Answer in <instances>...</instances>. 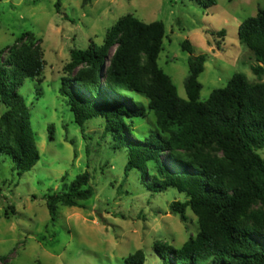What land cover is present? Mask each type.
<instances>
[{
  "label": "rangeland",
  "instance_id": "374dc122",
  "mask_svg": "<svg viewBox=\"0 0 264 264\" xmlns=\"http://www.w3.org/2000/svg\"><path fill=\"white\" fill-rule=\"evenodd\" d=\"M263 8L264 0H216L207 10L190 0H0V50L32 32L45 60L42 82L27 78L17 89L30 110L40 160L19 177L11 159L0 157V264H132L127 258L137 250L144 252V264H164L154 250L156 243L178 249L196 237L194 213L187 210L184 223L170 209L185 195L172 188L150 192L137 170L126 177L127 150L114 149L111 136L104 135L102 118L83 126L75 122L61 93L62 79L76 73L67 71L74 49L102 45L108 30L132 15L144 23L165 24L158 65L180 97L187 99L189 76L190 54L182 49L184 41L190 42L193 56L206 57L199 77L202 102L237 73L251 83H264V75L253 72L263 65L238 38L240 24ZM7 55L0 60L6 61ZM132 97L147 109L144 117L128 121L133 138L143 139L156 130L155 115L148 110V100L138 94ZM5 110L0 101V116ZM205 152L221 156L217 146ZM260 154L264 157V151ZM163 160L170 164L166 155ZM84 172L90 173L93 197L80 202L81 208L67 207L56 198L53 220L48 197L63 192ZM258 209L263 207L257 202L252 210Z\"/></svg>",
  "mask_w": 264,
  "mask_h": 264
},
{
  "label": "trees",
  "instance_id": "16d2710c",
  "mask_svg": "<svg viewBox=\"0 0 264 264\" xmlns=\"http://www.w3.org/2000/svg\"><path fill=\"white\" fill-rule=\"evenodd\" d=\"M190 1L204 10L216 5V0ZM55 7L61 13L59 2ZM165 37L161 21L144 23L132 15L120 18L102 45L71 52L67 71L76 73L63 77L61 93L79 126L94 118L104 120V135L111 136L114 149L127 150L126 177L137 170L150 192L172 188L185 195L170 209L184 223L191 210L199 230L178 249L156 243L154 250L164 264H264V157L260 154L264 151V83H251L245 74L237 73L202 102L199 77L206 57L193 56L190 42L184 41L182 49L190 54L184 99L158 65ZM238 38L263 65L253 68L262 77L264 8L240 24ZM7 52L6 61L0 60V101L6 108L0 116V157L10 158L21 177L37 165L40 153L29 107L17 89L27 78L42 82L45 60L41 42L32 32L0 50V59ZM132 94L148 100V110L155 115L156 130L143 139L133 138L128 121L144 117L147 109ZM215 146L221 156L205 152ZM90 180V173L84 172L63 192L48 197L53 220L56 198L67 207L81 208L80 202L93 197ZM257 202L263 209L252 210ZM145 259L144 252L137 250L127 262L144 264Z\"/></svg>",
  "mask_w": 264,
  "mask_h": 264
}]
</instances>
